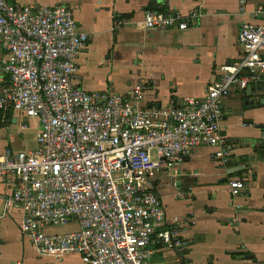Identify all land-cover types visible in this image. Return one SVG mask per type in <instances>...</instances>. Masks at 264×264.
I'll return each mask as SVG.
<instances>
[{
	"label": "built area",
	"instance_id": "1",
	"mask_svg": "<svg viewBox=\"0 0 264 264\" xmlns=\"http://www.w3.org/2000/svg\"><path fill=\"white\" fill-rule=\"evenodd\" d=\"M195 19L150 13L146 26L186 31ZM88 41L64 5L0 0V42L7 53L1 71L8 77L0 113L17 111L39 122L35 149L0 153V179H15L0 204L21 209V233L43 255L150 264L156 246L183 243L152 181L199 147L213 149L220 165L233 162L221 129L223 102L236 89L264 85V25L242 24L241 59L221 68L204 97H173L165 105L143 106V83L126 95L81 88L78 56ZM228 185L233 197L246 188L237 179ZM71 222L77 230L48 232Z\"/></svg>",
	"mask_w": 264,
	"mask_h": 264
},
{
	"label": "crops",
	"instance_id": "2",
	"mask_svg": "<svg viewBox=\"0 0 264 264\" xmlns=\"http://www.w3.org/2000/svg\"><path fill=\"white\" fill-rule=\"evenodd\" d=\"M11 1L70 8L79 28L89 36L78 56L79 86L88 92L111 90L126 95L143 83V106L165 105L173 97H204L221 68L241 59L242 24L264 25V0ZM174 12L196 15V24L186 31L147 28L150 13ZM6 55L0 42V91L8 82L1 71ZM223 109L221 129L233 162L220 165L213 149L199 147L152 181L153 191L163 200L167 222L179 229L183 242L194 244L182 249L156 246L150 264H264V85L234 90L225 98ZM4 118L0 153L7 148L30 151L37 147L36 119L12 110ZM235 179L244 181L246 188L233 197L228 183ZM14 180L13 176L0 179V194L11 193ZM179 192L186 197L179 198ZM0 216V264H87L78 253L60 258L41 254L21 233L20 208L7 210L0 204ZM176 218L179 224L174 223ZM16 223L17 249L11 250ZM77 229L78 224L71 222L48 232Z\"/></svg>",
	"mask_w": 264,
	"mask_h": 264
},
{
	"label": "rangeland",
	"instance_id": "3",
	"mask_svg": "<svg viewBox=\"0 0 264 264\" xmlns=\"http://www.w3.org/2000/svg\"><path fill=\"white\" fill-rule=\"evenodd\" d=\"M151 70H153V69H151ZM120 78L122 79L123 77L120 76ZM61 231L62 230H55V232H61ZM11 234H12L11 238L13 240V244L10 245V248H11V250H16L17 248H16V244H15L14 240H17V238H18V224L17 223L15 224L14 230L12 229V233Z\"/></svg>",
	"mask_w": 264,
	"mask_h": 264
},
{
	"label": "water",
	"instance_id": "4",
	"mask_svg": "<svg viewBox=\"0 0 264 264\" xmlns=\"http://www.w3.org/2000/svg\"><path fill=\"white\" fill-rule=\"evenodd\" d=\"M249 146H250V145H249ZM249 146H248V147H249ZM252 147H253V149H254V146H253V145H252ZM259 158H260V157H259ZM246 159H247L246 157L243 158L244 161H245ZM253 160H254V157H251V158H250V161H253ZM246 166H248V165H246ZM193 244H194L193 241H192V242H189V243L184 241V242L182 243V245H180V246L178 247V249H182V248H184V247H188V246H191V245H193Z\"/></svg>",
	"mask_w": 264,
	"mask_h": 264
},
{
	"label": "trees",
	"instance_id": "5",
	"mask_svg": "<svg viewBox=\"0 0 264 264\" xmlns=\"http://www.w3.org/2000/svg\"><path fill=\"white\" fill-rule=\"evenodd\" d=\"M5 118L2 117L1 113H0V124L2 123V121L4 120Z\"/></svg>",
	"mask_w": 264,
	"mask_h": 264
}]
</instances>
